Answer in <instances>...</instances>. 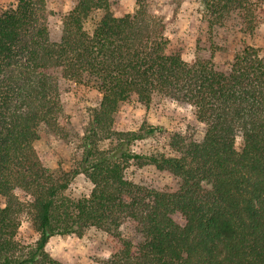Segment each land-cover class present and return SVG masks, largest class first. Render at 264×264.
I'll use <instances>...</instances> for the list:
<instances>
[{"label": "trees", "instance_id": "1", "mask_svg": "<svg viewBox=\"0 0 264 264\" xmlns=\"http://www.w3.org/2000/svg\"><path fill=\"white\" fill-rule=\"evenodd\" d=\"M195 1L209 35L257 27L251 0ZM44 5L17 0L0 10V264H59L46 253L50 239L90 228L110 241L99 264H264V51L244 45L220 65L215 45L208 60L185 62L170 53L146 0L120 17L109 0H75L51 40ZM62 82L100 97L69 172L45 168L34 150L41 129L57 127ZM154 98L191 107L202 141L147 124L114 130L123 103L147 107ZM157 137L168 153L135 151ZM130 163L174 183L137 186L125 178ZM79 175L92 185L89 196H65ZM23 218L37 236L30 245L18 239Z\"/></svg>", "mask_w": 264, "mask_h": 264}, {"label": "rangeland", "instance_id": "2", "mask_svg": "<svg viewBox=\"0 0 264 264\" xmlns=\"http://www.w3.org/2000/svg\"><path fill=\"white\" fill-rule=\"evenodd\" d=\"M149 10L157 16L164 27L169 40V51L178 54L185 62L196 59L208 60L213 46H218L214 62L226 65L233 54L244 45L264 51V0H251L255 4L257 27L252 34H243L235 28L216 30L209 35L206 23L200 15L195 0H146ZM75 0H45L44 21L51 40H58L63 17L71 10ZM17 0H0V10L15 6ZM110 10L116 17L131 13L135 0H109ZM92 22L85 25L92 28ZM100 97L93 90L71 82H62L60 102L62 113L53 129L42 128L34 150L40 163L48 169L69 172L74 170L81 159V141L84 135L91 109L97 107ZM142 124L161 127L167 133H194V139L201 142L204 127L197 122L194 110L181 103L168 99L154 98L149 106L134 99L123 103L114 117L113 128L119 132H134ZM241 139L235 141V149H240ZM142 154L165 152L168 148L163 137L142 142L134 148ZM125 178L131 183L147 189H159L174 183L165 173L149 165L130 163ZM92 185L77 176L65 191L71 198L89 196ZM3 200L0 199V206ZM131 228L125 227L123 234L130 236ZM18 239L30 245L37 239L30 222L23 218L18 231ZM110 241L101 231L90 228L81 236H55L50 239L46 253L59 264H99L108 258Z\"/></svg>", "mask_w": 264, "mask_h": 264}]
</instances>
